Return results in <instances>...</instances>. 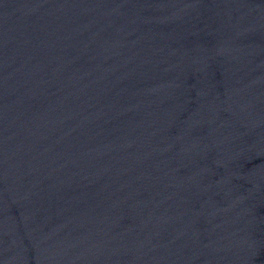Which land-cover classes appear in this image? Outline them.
<instances>
[{"label":"water","instance_id":"95a60500","mask_svg":"<svg viewBox=\"0 0 264 264\" xmlns=\"http://www.w3.org/2000/svg\"><path fill=\"white\" fill-rule=\"evenodd\" d=\"M0 264H264V0H0Z\"/></svg>","mask_w":264,"mask_h":264}]
</instances>
